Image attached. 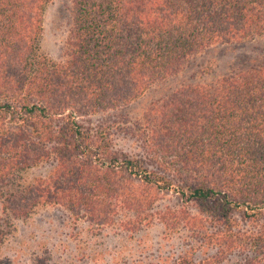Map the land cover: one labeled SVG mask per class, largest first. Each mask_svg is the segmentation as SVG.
I'll return each mask as SVG.
<instances>
[{"label":"trees","instance_id":"16d2710c","mask_svg":"<svg viewBox=\"0 0 264 264\" xmlns=\"http://www.w3.org/2000/svg\"><path fill=\"white\" fill-rule=\"evenodd\" d=\"M49 1L0 0V245L2 225L55 206L94 232L155 223L264 261V60L183 77L264 40V0H68L57 61L39 48Z\"/></svg>","mask_w":264,"mask_h":264},{"label":"rangeland","instance_id":"374dc122","mask_svg":"<svg viewBox=\"0 0 264 264\" xmlns=\"http://www.w3.org/2000/svg\"><path fill=\"white\" fill-rule=\"evenodd\" d=\"M69 23L68 0H50L45 5L39 48L51 61L60 58ZM248 59L264 60V40L211 48L187 63L183 77L191 79L206 63H210L217 74ZM100 119L104 120L94 116L88 121L96 124ZM107 119L112 118L108 115ZM115 137L121 139L119 135ZM121 141L122 148L128 151V146L133 147L137 143L128 138ZM42 173L43 170L34 169L23 177L28 179L30 175ZM175 202L172 193L165 194L160 200L162 205ZM2 226L5 235L0 245V264H178L176 262L186 251L190 264L248 263L245 253L218 261L214 259L217 256L215 248L201 247L193 235L168 233L155 223L137 234L124 233L115 227L94 232L82 220L74 221L55 206L37 208L27 219ZM255 264H264V261Z\"/></svg>","mask_w":264,"mask_h":264}]
</instances>
